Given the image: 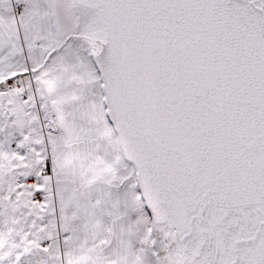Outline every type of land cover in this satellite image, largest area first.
Listing matches in <instances>:
<instances>
[{"label":"snow or ice","instance_id":"obj_1","mask_svg":"<svg viewBox=\"0 0 264 264\" xmlns=\"http://www.w3.org/2000/svg\"><path fill=\"white\" fill-rule=\"evenodd\" d=\"M0 264H264V0H0Z\"/></svg>","mask_w":264,"mask_h":264}]
</instances>
